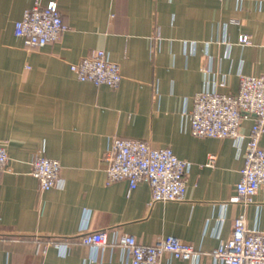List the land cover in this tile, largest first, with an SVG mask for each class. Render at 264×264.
Masks as SVG:
<instances>
[{
  "label": "crops",
  "instance_id": "0c3cea01",
  "mask_svg": "<svg viewBox=\"0 0 264 264\" xmlns=\"http://www.w3.org/2000/svg\"><path fill=\"white\" fill-rule=\"evenodd\" d=\"M34 2L0 0V146L9 155L0 264H129L122 247L82 243L99 230L110 242L122 233L144 245L174 236L200 251L162 264H223L210 253L244 211L234 197L253 116L243 120L239 146L195 137L190 113L198 93L234 96L242 76L264 73V0H41L58 5L67 29L29 48L15 24ZM243 35L251 44H240ZM98 50L120 65L117 88L71 71ZM116 137L169 147L186 161V200L151 205L148 183L107 184L105 155ZM37 155L61 164L49 191L31 174ZM245 212L248 227L264 233V187Z\"/></svg>",
  "mask_w": 264,
  "mask_h": 264
},
{
  "label": "built area",
  "instance_id": "2783aa9c",
  "mask_svg": "<svg viewBox=\"0 0 264 264\" xmlns=\"http://www.w3.org/2000/svg\"><path fill=\"white\" fill-rule=\"evenodd\" d=\"M65 25L58 5H43L35 0L23 17L15 24L16 36L29 48H41L61 39ZM240 44L249 45L251 39L243 35ZM82 82L95 86L117 88L123 75L120 65L113 62L104 50L82 58L70 66ZM253 116V125L244 146V166L236 185L234 203L244 211L234 220L233 232L210 255L223 264H264V233L250 229L245 209L253 204L258 191L264 187V148L260 146L264 136V73L259 76H242L237 95L218 92H200L194 98L190 113L191 132L198 138L232 139L239 146L243 120ZM9 155L5 145L0 146V177L8 168ZM215 157L211 156L212 165ZM107 184L128 181L130 189L140 183L151 188V205L155 203L184 202L186 200L187 162L178 158L169 148H153L141 140L116 137L105 155ZM61 164L58 160L37 155L32 162L31 174L43 191H49L61 182ZM81 241L94 250L105 247H122L128 253L129 264H162L169 260L188 261L200 251L177 237L158 239L152 245L140 244L135 237L122 233L110 242L105 230L86 232Z\"/></svg>",
  "mask_w": 264,
  "mask_h": 264
}]
</instances>
